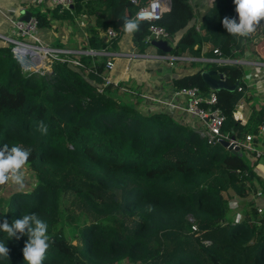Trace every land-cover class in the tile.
Instances as JSON below:
<instances>
[{
    "label": "trees",
    "instance_id": "16d2710c",
    "mask_svg": "<svg viewBox=\"0 0 264 264\" xmlns=\"http://www.w3.org/2000/svg\"><path fill=\"white\" fill-rule=\"evenodd\" d=\"M136 1L72 0L63 9L40 4L26 10L46 42L54 22L55 29L77 27L84 18L78 45L50 47L108 51L125 33L124 20L150 0ZM235 9L234 0H211L202 9L192 0H171L153 23L171 35L172 56L189 51L232 61L206 62L173 84L206 96L214 91L215 106L225 116L222 132L238 140L241 126L233 115L244 83L235 60L248 46L252 52L264 46V21L238 41L222 24L224 17L239 20ZM138 22L131 42L143 51L152 45L145 41L150 22ZM108 27L116 32L111 41L102 35ZM13 46L0 38V147L30 150L27 167L36 183L10 195L0 208V224L32 213L46 222L50 247L43 264H264V218L248 200L247 183L254 176L242 154H232L222 140L209 144L166 113L139 108L118 94L119 87L99 91L110 55L59 53L49 70L33 71L23 68ZM204 70L224 72L235 89L211 90ZM255 113L264 122L262 110ZM40 120L47 134L37 130ZM27 240L0 231V242L9 248L0 264H27Z\"/></svg>",
    "mask_w": 264,
    "mask_h": 264
},
{
    "label": "crops",
    "instance_id": "0c3cea01",
    "mask_svg": "<svg viewBox=\"0 0 264 264\" xmlns=\"http://www.w3.org/2000/svg\"><path fill=\"white\" fill-rule=\"evenodd\" d=\"M29 0H0V38L12 35L11 21L21 16L22 8ZM171 46V43H168ZM209 45V44H208ZM207 45V46H208ZM264 46L252 52H245L235 60L246 66L243 74L244 92L240 94L235 109L234 120L241 126L239 141L244 142L247 134L254 135L251 145L254 151L240 148L248 167L253 172V178L248 185V200L254 202V206L261 208L258 215L264 218V132L259 133L263 121L260 123V114L255 111L262 110L264 113ZM159 49L153 45L146 46L143 51L132 45L131 35L123 33L117 40L115 47L107 51L112 56L114 67L110 71L112 80L119 82L122 87L134 93L125 94L119 88L118 94L126 96L127 100L137 102L135 105L145 111H158L171 116L174 120L200 130L203 124L189 116L183 109L188 98L186 96H173L174 78L193 73L202 68L206 62L216 61L217 58L193 56L189 51L185 56L169 64L166 52L159 53ZM216 77V76H215ZM143 95L153 97L172 98L175 107L158 108L152 101H142ZM256 128V131H252ZM259 154V155H258ZM248 209V208H247ZM236 208H234V211ZM232 214L234 212H231ZM241 213L239 212L238 216ZM245 216V215H244Z\"/></svg>",
    "mask_w": 264,
    "mask_h": 264
},
{
    "label": "built area",
    "instance_id": "2783aa9c",
    "mask_svg": "<svg viewBox=\"0 0 264 264\" xmlns=\"http://www.w3.org/2000/svg\"><path fill=\"white\" fill-rule=\"evenodd\" d=\"M133 4H135L136 0H130ZM170 0H150L147 4L139 7L135 12L132 18L137 17L141 13L143 14L139 20H146L150 22L148 27V33L145 36V41L152 42L158 40H165L168 43H172L173 39L171 35L161 26L154 24L153 22L158 20L165 7L169 4ZM72 3V0H29L27 5L22 8V14L26 11V8L29 5L37 6L42 4L43 6H59L60 9L67 8ZM21 14V15H22ZM19 18V17H18ZM15 18L11 21V32L14 34L13 42L15 46L12 48V52L15 58L24 63H31L36 68L23 66L26 70L33 71H45L42 66H38L41 59L44 57H48L50 60V66L53 60L59 59V53H85V54H103L110 55L107 51H82V50H68V49H59L53 48L50 46L44 45L42 40L37 35V19L31 15L28 21L18 20ZM15 35L20 36L21 38H29L28 39H20L15 38ZM103 37L107 41H111L116 37V32L108 27L102 33ZM217 52V50H215ZM179 57L170 56L169 64L173 66L174 61ZM20 59V60H19ZM217 62H232L231 60H216ZM72 63L76 65H81L78 61L72 60ZM114 67V63L112 59L106 61L104 65L103 72L100 74L103 83L98 87L99 91H103V89L109 85H113L119 87L121 91L124 93H134L133 91H128L124 87L120 85L119 82H116L111 79L110 71ZM239 90L241 88H238ZM173 96H186L188 98L185 106L183 107L184 111L191 117L199 120L203 124V128L198 132L200 136L204 137L209 144H214L220 140L231 141V137L228 134H224L222 132V126L225 120V116L222 114L221 110L215 106L217 102V95L214 91H211L207 96L200 94L198 88L196 87H183L176 89L174 88ZM152 101V103L158 108H169L175 107L176 105L173 103L172 98H162V97H153L152 95H143L142 101ZM264 132V122L259 130V133ZM254 135L247 134L244 142H240L237 139H234L236 144L240 146V148H244L246 150L254 151L253 146L251 145V141ZM264 154V153H262ZM259 155V154H258ZM258 212H261V208H258ZM195 229V226H192Z\"/></svg>",
    "mask_w": 264,
    "mask_h": 264
},
{
    "label": "clouds",
    "instance_id": "9594fccd",
    "mask_svg": "<svg viewBox=\"0 0 264 264\" xmlns=\"http://www.w3.org/2000/svg\"><path fill=\"white\" fill-rule=\"evenodd\" d=\"M239 22L236 18L224 17L223 27L233 37L247 39L255 34L264 21V0H234ZM141 13L135 18H126L123 23L124 32L132 35L139 30V19ZM37 130L47 134V125L43 120L38 121ZM31 155L30 150L21 145L9 146L4 144L0 147V188L12 184L19 191H24L25 169ZM0 231L7 234L9 239H21L27 236L28 240L23 248L24 260L27 264H43L50 247L49 228L46 222L41 220L36 213L25 214L22 219H15L9 224L4 219L0 224ZM9 258V248L0 242V259Z\"/></svg>",
    "mask_w": 264,
    "mask_h": 264
},
{
    "label": "rangeland",
    "instance_id": "374dc122",
    "mask_svg": "<svg viewBox=\"0 0 264 264\" xmlns=\"http://www.w3.org/2000/svg\"><path fill=\"white\" fill-rule=\"evenodd\" d=\"M192 3H195L196 6L198 7V9H202L204 6L211 4V0H192ZM47 7H49V6H45V9ZM77 23H78L77 27H73L69 23H65V24H63L60 27H57L55 29V27L58 26V24H57V22H54L51 30L49 31L50 32L49 40H47V42L46 41H42V42L46 46H50V45H47L49 43L54 44L56 42H60L61 44L66 45V46L78 45L79 44L78 42L80 40H82L81 36H79V35H80V33L83 32V29H84V27H83L85 25L84 18L82 17V18L78 19ZM13 37H14V34H12L8 37L7 36L3 37V39L5 41H11V40H13ZM15 38H21V37L18 35H15ZM250 48L248 46V49H250ZM20 63L26 67L36 68V66H33L31 63H24V62H20ZM40 65L42 66L43 69L49 70L50 69V60L48 59V57L42 58L38 66H40ZM240 67L242 69V73L244 74V71H247L246 66L240 64ZM122 98L126 99V96H122ZM202 127H204V126H202ZM196 131H198V130H196ZM25 183H26V188L24 190H30L34 186V184L36 183V179L28 167H26V169H25ZM15 191H18V189L16 188V186H14L12 184H9V185L5 186L4 188H0V208L1 209L5 208L7 201H8V198ZM64 226H66V225H64ZM122 264H125V263H122Z\"/></svg>",
    "mask_w": 264,
    "mask_h": 264
},
{
    "label": "water",
    "instance_id": "95a60500",
    "mask_svg": "<svg viewBox=\"0 0 264 264\" xmlns=\"http://www.w3.org/2000/svg\"><path fill=\"white\" fill-rule=\"evenodd\" d=\"M171 5V0L169 4L165 7V10H169ZM32 13L29 10H26L19 18L18 20L28 21ZM239 22V20H237ZM154 47L157 49L168 53L170 51V46L168 45V42L165 40H158V41H152L151 42ZM216 76V77H215ZM225 73L224 72H218L216 70H204L202 71V78L203 80L208 84V86L211 88V90H220V89H229L233 90L235 89L236 85L230 86L226 84L224 80ZM235 137H231V141L222 140V143L227 147V149L232 154H240V146L236 144L234 141Z\"/></svg>",
    "mask_w": 264,
    "mask_h": 264
}]
</instances>
